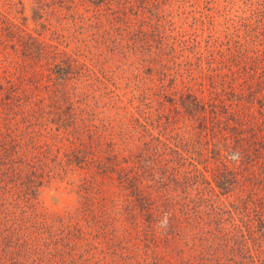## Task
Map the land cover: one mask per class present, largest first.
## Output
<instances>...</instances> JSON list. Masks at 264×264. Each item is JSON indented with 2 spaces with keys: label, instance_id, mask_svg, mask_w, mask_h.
Returning a JSON list of instances; mask_svg holds the SVG:
<instances>
[{
  "label": "rangeland",
  "instance_id": "rangeland-1",
  "mask_svg": "<svg viewBox=\"0 0 264 264\" xmlns=\"http://www.w3.org/2000/svg\"><path fill=\"white\" fill-rule=\"evenodd\" d=\"M263 68L264 0H0V264H264Z\"/></svg>",
  "mask_w": 264,
  "mask_h": 264
},
{
  "label": "trees",
  "instance_id": "trees-1",
  "mask_svg": "<svg viewBox=\"0 0 264 264\" xmlns=\"http://www.w3.org/2000/svg\"><path fill=\"white\" fill-rule=\"evenodd\" d=\"M94 1L97 2V1H100V0H94ZM263 71H264V68H263ZM256 84L258 86L259 85L260 86L261 85H264V78H261V79L257 80L256 81ZM250 90H252V89H250ZM258 90L261 91L260 90V87L257 88V89H255V90L250 91L249 93H247L246 97H248L247 101H250V102H253V103L256 102L258 104V106H259L258 109L263 110L264 109V99L262 97H260L259 94H257L258 93ZM238 96L239 95H237V97ZM196 106H197V103H194V107H196ZM199 107L200 108H203V109L205 108L203 104H200ZM210 110H211V112H214L215 111L214 107L212 109H210ZM255 135H256V132L255 131H252V132H250L249 137L246 139V141L248 142V145H249V150L247 152L252 157L258 156V150H259L260 147H262V144L260 146H258V145L256 146V145H253V144H255V143H262L263 142V139H257L255 137ZM251 137H252V139H251ZM226 138H227L226 136H223L222 137V139L224 140V143H225ZM220 147L221 146H219L218 148H214L213 147V149H212L213 153L220 154V149H221ZM260 172H263V171L260 170ZM226 180L227 179H223L222 177H220V178L217 177V179H215V182L217 183V185L219 187H224V186H226V183H225ZM122 182L125 183V184H127V186H130L131 189L133 190V192H135V193L136 192H140V190H139V188L137 186V183H136V180L134 179V177L132 178V176H130V177L129 176H126V177L123 178V181ZM135 195L137 197H139V198H143L141 194H135ZM144 200H145V197H144ZM166 218H167V223H165V225L162 227V229L168 231V230H171V221H170V217H167V215H166ZM261 223L264 224L263 222H261ZM150 226L153 227V225H150Z\"/></svg>",
  "mask_w": 264,
  "mask_h": 264
}]
</instances>
